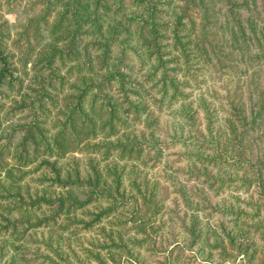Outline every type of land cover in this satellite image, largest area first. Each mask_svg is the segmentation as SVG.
Masks as SVG:
<instances>
[{
	"label": "trees",
	"instance_id": "trees-1",
	"mask_svg": "<svg viewBox=\"0 0 264 264\" xmlns=\"http://www.w3.org/2000/svg\"><path fill=\"white\" fill-rule=\"evenodd\" d=\"M42 1L45 11L30 26H49L50 38L37 52L33 94L23 93L11 108L27 112L29 121L5 134L0 102V264H17L19 242L54 226L62 216L77 219L84 229L123 217V211L130 215L119 223L123 228L131 223L140 230L153 224L141 209L147 206L152 215L158 214L164 182L157 175L171 176L157 172L154 180L140 182L138 167L155 168L165 147L175 143L185 146L179 156L187 163L175 169L229 191L221 211L232 226L216 234L224 257L233 259L224 264H264V96L256 95L252 86L244 95L239 82L230 88L223 80L224 74L240 71L230 57L224 61L223 49L210 36L205 0ZM53 11L56 18L50 22ZM109 14L115 20L105 28ZM249 20L240 21L254 36L244 35V43L251 48L255 39L263 50L264 29L252 22L254 18ZM219 28L224 30L223 41L237 49V31L227 38L229 30L223 24ZM10 32L11 25L0 17V97L4 86L21 81L8 42ZM115 45L119 51L114 53ZM79 73L71 84L75 91L66 95L76 99L75 104L60 106L51 90L57 83L65 85L68 74ZM252 82L264 95V81ZM49 100L58 111L54 118ZM152 109L188 119L183 126L189 131L176 123L165 129L167 140L161 141L163 132L155 130L139 136L137 126L154 125ZM46 122L52 126L46 127ZM19 130L24 135L16 141ZM168 158L165 170L174 165ZM244 185H258L259 191L247 196L233 191ZM178 190L193 211L183 222L197 243L203 233L195 214L201 209L193 200L197 194ZM79 213L88 219L78 218ZM225 239L228 245H223ZM120 245L125 247L112 243L114 248Z\"/></svg>",
	"mask_w": 264,
	"mask_h": 264
},
{
	"label": "rangeland",
	"instance_id": "rangeland-1",
	"mask_svg": "<svg viewBox=\"0 0 264 264\" xmlns=\"http://www.w3.org/2000/svg\"><path fill=\"white\" fill-rule=\"evenodd\" d=\"M206 15L211 24L210 36L220 44L223 49L221 56L224 58L230 57L233 63H236L239 74H224L223 80L228 81L230 88H234L237 82L241 85V92L244 95L249 94V89L258 96L260 94L254 87L255 81L261 83L264 81V48L259 47L257 40L250 48L244 43V35L247 38H253L250 31L243 29L241 20L244 18H254V24L259 29H264V0H205ZM45 2L42 0H0V17L1 20H7L11 25V36L8 38L10 48L15 53V66L17 68V76L20 78L13 87L4 86V95L0 97V102L3 104L2 116L3 132L9 133L13 128H18L29 121L28 113L23 111L12 112L11 108L14 104V99H20L23 93H32L33 86L32 76L35 74V62L37 61V52L42 49V46L48 42L50 38L49 26L35 24L30 26L31 20L40 16L44 11ZM56 18L55 11L50 13L49 20L53 22ZM115 16L112 14L105 15V28H108L114 23ZM223 24L229 33L227 38L232 36L235 29L237 31L238 40L237 49L228 42L223 41L224 30L219 28ZM42 36V39L40 38ZM123 38V35H120ZM241 43H244L241 47ZM264 47V41L261 42ZM33 51H32V49ZM241 48V49H240ZM119 47L115 45L113 52H118ZM263 53V54H262ZM245 56V62H242L240 57ZM79 74H68L67 83L52 89L51 92L55 96L56 102L60 106L70 103L75 104L76 99H66V95L75 91L71 84L75 81ZM223 82V81H221ZM78 93V92H77ZM48 110L51 117H56L58 112L52 100L47 101ZM66 110V109H64ZM48 113V111H47ZM151 119L154 120L152 128H147L144 125L137 126L135 132L140 136H148L151 130L163 132L161 141L165 140V129L177 123L181 129L186 132L183 125L188 119L174 118L169 112H159L152 109L150 112ZM63 114L59 116L62 118ZM202 113H197V119L201 120ZM50 118V117H49ZM260 119L264 120V115ZM45 126L50 128L52 125L49 122ZM179 127V128H180ZM172 128L168 132H171ZM264 130V128H263ZM183 132V131H182ZM15 139L18 141L24 135L22 131L15 132ZM167 140V139H166ZM179 144V143H175ZM173 144L171 147H165L163 158L158 159L155 168L149 167L150 164L139 168L138 180L143 179L154 180L157 172L166 171L171 178L165 176V173L157 175L158 180L163 183V195L160 198L159 212L152 215L151 208L143 206L141 215L148 218L152 217L153 224L147 223L144 228L138 229V225L129 223L125 228L119 225L120 222L128 220L130 215L127 211H123V217L114 216L104 219L100 224L84 229L75 222L77 219L67 220L63 216L54 226L40 229L36 233L31 232L27 238L19 242L22 248L17 252V264H224L232 263L233 259L224 257L222 254L223 247L218 245L220 240H217L216 234H221L223 228H231L230 218L225 215L221 208L227 204H221L223 198L229 194L227 188L223 191L213 188L207 180L202 176L191 175L176 167L187 166L186 158H181L179 154L185 151V146L182 143L178 147ZM264 146V143H263ZM174 163L169 170L166 168V158ZM180 158V162L173 160ZM156 176V177H157ZM37 187H41L39 184ZM185 188L189 192L195 190L196 194L193 197L195 203H199L201 209L195 211L199 221V226L203 230L202 236L197 243H193L191 234L185 228L183 218L188 212H193L189 209L186 199L179 192V188ZM35 188V187H34ZM162 191V190H161ZM233 191H241L244 196L252 193L256 195L259 191L258 185L248 186ZM235 194V193H234ZM231 204V203H228ZM107 203L103 202V206ZM98 206V205H97ZM192 214V213H188ZM78 218H87L84 214L79 213ZM193 219L189 220V225ZM150 224V225H149ZM224 225V227H223ZM141 228V227H140ZM208 231V232H207ZM207 232V233H206ZM122 236L123 239L120 238ZM113 241L122 242L118 248L112 246ZM10 244V243H9ZM222 244V243H221ZM228 245V240L225 239L223 245ZM10 251L6 254V257ZM46 256H49L48 258Z\"/></svg>",
	"mask_w": 264,
	"mask_h": 264
}]
</instances>
